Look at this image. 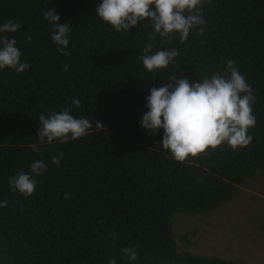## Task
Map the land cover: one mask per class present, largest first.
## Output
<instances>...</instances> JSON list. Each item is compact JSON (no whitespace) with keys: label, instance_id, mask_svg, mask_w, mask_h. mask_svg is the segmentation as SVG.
<instances>
[{"label":"trees","instance_id":"16d2710c","mask_svg":"<svg viewBox=\"0 0 264 264\" xmlns=\"http://www.w3.org/2000/svg\"><path fill=\"white\" fill-rule=\"evenodd\" d=\"M102 0H0V25L21 23L13 38L23 73L0 70V264H128L121 249L135 247L134 264H243L199 256L181 248L176 214L205 215L230 203L240 189L264 178V0H205L203 34L193 29L151 41L156 50L177 49L167 69L148 73L138 59L153 31L148 22L114 33L96 16ZM55 8L73 28L62 55L53 43L44 12ZM28 37H31L29 42ZM233 60L256 97L251 143L176 163L162 148L163 131L141 127L146 98L168 76L190 82L223 72ZM68 66V71L64 68ZM71 98L82 102L75 108ZM72 107L95 126L67 144L36 136L38 116ZM63 152L60 166L52 157ZM43 160L47 172L25 198L9 179ZM67 194V198L66 197ZM115 231L116 243L108 234Z\"/></svg>","mask_w":264,"mask_h":264},{"label":"clouds","instance_id":"9594fccd","mask_svg":"<svg viewBox=\"0 0 264 264\" xmlns=\"http://www.w3.org/2000/svg\"><path fill=\"white\" fill-rule=\"evenodd\" d=\"M205 0H102L95 9L96 16L114 33L126 32L148 22L153 30L148 35L143 54L138 57L148 73L167 69L178 57L179 52L156 50L153 43L157 37L161 42L179 36L181 43L188 39L190 32L196 29L203 34L205 21L202 18ZM52 31L51 39L62 55L70 56L65 51L69 45L68 36L72 31L70 24H61L55 8L44 12ZM21 23L9 20L0 25V34L17 33ZM29 42L31 37H28ZM21 51L15 38L9 40L0 35V70L15 69L23 73L31 66L21 62ZM64 71H68L65 66ZM255 95L245 77L235 67L233 60L226 62L223 72H215L202 80L190 82L184 75L178 77L170 74L168 83L152 87L146 98V113L142 116L141 127L151 134L163 131L160 145L176 163H187L200 158L221 147L238 150L247 147L253 137L248 135L256 124L253 114ZM75 108L82 102L71 98ZM72 107H65L58 112H48L38 116L39 128L36 136L41 144H67L89 134L93 128L102 129L100 121L95 122L83 116L76 118ZM63 152L52 157V164L60 166ZM47 172L43 160L30 165V173L18 172L9 179L13 192L25 198L33 195L37 188L36 177ZM67 198V194L66 197ZM8 201H0V208L7 207ZM112 243H116L115 231L108 234ZM122 257L126 256L128 264L137 260V249L124 247ZM108 264H117L113 257Z\"/></svg>","mask_w":264,"mask_h":264},{"label":"rangeland","instance_id":"374dc122","mask_svg":"<svg viewBox=\"0 0 264 264\" xmlns=\"http://www.w3.org/2000/svg\"><path fill=\"white\" fill-rule=\"evenodd\" d=\"M173 226L180 247L195 255L264 264V178L205 215H174Z\"/></svg>","mask_w":264,"mask_h":264}]
</instances>
